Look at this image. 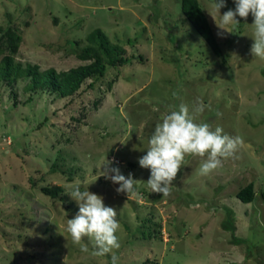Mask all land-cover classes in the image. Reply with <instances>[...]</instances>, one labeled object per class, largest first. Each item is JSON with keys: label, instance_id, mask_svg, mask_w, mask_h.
Returning <instances> with one entry per match:
<instances>
[{"label": "rangeland", "instance_id": "obj_1", "mask_svg": "<svg viewBox=\"0 0 264 264\" xmlns=\"http://www.w3.org/2000/svg\"><path fill=\"white\" fill-rule=\"evenodd\" d=\"M199 2L222 57L184 19L180 0H0V27L21 35L22 66L85 64L77 55L93 29L130 58L65 99L25 91L27 79L0 82V264H111L113 254L118 264H264V59L251 53L254 18L222 30L234 0L219 14L214 0ZM198 99L211 106L200 121L244 144L209 175L198 172L201 158L186 157L171 194L153 193L139 159L165 112ZM107 161L141 181L139 195L117 192ZM76 180L118 212L121 246L103 257L90 254L87 238L90 252H81L67 231L79 212L69 195ZM249 183L255 198L245 204L236 193ZM45 185L64 193L52 199ZM226 211L234 231L223 229Z\"/></svg>", "mask_w": 264, "mask_h": 264}, {"label": "clouds", "instance_id": "obj_2", "mask_svg": "<svg viewBox=\"0 0 264 264\" xmlns=\"http://www.w3.org/2000/svg\"><path fill=\"white\" fill-rule=\"evenodd\" d=\"M234 3V10L229 9L222 16L219 15L221 24L217 26L225 30L221 25H239L237 17L247 20L251 15L254 18V23L250 25L254 41L251 53L254 57L264 59V0H234ZM224 7L226 0H214L212 3V8L218 14ZM174 96L180 99L178 94L174 93ZM206 107L210 109L211 106H206L199 99L191 107L181 102L178 107L172 106L165 112L161 122L155 126L146 155L139 159L142 168L150 169V178L146 184L153 193H162L163 197L171 194L173 182L185 165L186 157L201 158L198 172L209 175L222 168L224 161L234 157L244 144L241 136H230L222 127L213 128L210 123L200 121L198 118ZM104 169V176L119 185L118 193L139 195L137 185L141 181L135 180L131 174L126 177L118 167H110L109 161ZM69 195L78 203L79 212L67 220V231L72 242L80 246L81 252H90L88 245L83 242L85 238L92 242L90 254L93 257H103L119 249L118 233L121 225L117 219V210L106 206L103 197L90 192L88 188L82 190L79 180L73 182ZM118 260L113 254L111 264H118Z\"/></svg>", "mask_w": 264, "mask_h": 264}, {"label": "trees", "instance_id": "obj_3", "mask_svg": "<svg viewBox=\"0 0 264 264\" xmlns=\"http://www.w3.org/2000/svg\"><path fill=\"white\" fill-rule=\"evenodd\" d=\"M180 10L184 19L205 41L213 54L216 57H222L221 47L199 0H180ZM86 41L88 44L77 55L80 61L86 62L85 64L60 72L53 68L40 71L37 65L22 66L15 61L14 56L19 48L21 35L13 28L3 29L0 27V82L13 84L18 80L27 79L24 86L25 91H45L65 99L76 94L87 80L103 78L110 68H118L130 63V58L123 56V49L110 44L101 29H93L86 36ZM96 105L98 102L95 103ZM55 168L56 164L52 169L56 170ZM40 191L52 199L58 198L64 193V189L60 185H45ZM260 197L264 201V190L260 193ZM236 198L242 203H251L255 198L254 184L249 183L240 188L236 193ZM226 212L228 217L222 224L223 229L234 231L233 219L229 217L232 212ZM148 234L150 237L151 233ZM144 264L159 263L146 259Z\"/></svg>", "mask_w": 264, "mask_h": 264}]
</instances>
